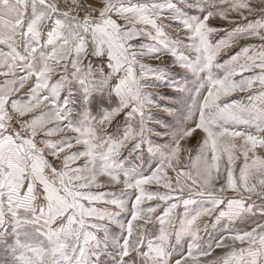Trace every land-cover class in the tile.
<instances>
[{
    "label": "snow or ice",
    "instance_id": "1",
    "mask_svg": "<svg viewBox=\"0 0 264 264\" xmlns=\"http://www.w3.org/2000/svg\"><path fill=\"white\" fill-rule=\"evenodd\" d=\"M0 264H264V0H0Z\"/></svg>",
    "mask_w": 264,
    "mask_h": 264
}]
</instances>
